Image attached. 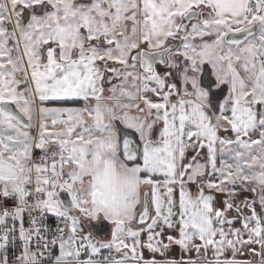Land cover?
Segmentation results:
<instances>
[{"label":"snow or ice","instance_id":"1","mask_svg":"<svg viewBox=\"0 0 264 264\" xmlns=\"http://www.w3.org/2000/svg\"><path fill=\"white\" fill-rule=\"evenodd\" d=\"M0 264H264V0H0Z\"/></svg>","mask_w":264,"mask_h":264},{"label":"rangeland","instance_id":"2","mask_svg":"<svg viewBox=\"0 0 264 264\" xmlns=\"http://www.w3.org/2000/svg\"><path fill=\"white\" fill-rule=\"evenodd\" d=\"M37 154H39V153H37Z\"/></svg>","mask_w":264,"mask_h":264}]
</instances>
